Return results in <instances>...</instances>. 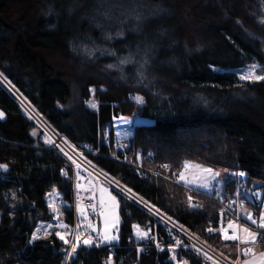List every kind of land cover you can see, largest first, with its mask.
Here are the masks:
<instances>
[{
	"label": "trees",
	"instance_id": "1",
	"mask_svg": "<svg viewBox=\"0 0 264 264\" xmlns=\"http://www.w3.org/2000/svg\"><path fill=\"white\" fill-rule=\"evenodd\" d=\"M252 64L264 66V0H0V77L57 134L87 145L91 165L230 259L236 242L207 231L217 205L199 192V207H189L172 172L185 161L244 172L263 203L264 81L213 70ZM0 113V164L9 165L0 170V264H108L109 245L81 244L68 258L70 245L52 233L28 242L55 212L72 222V172L1 85ZM118 117L151 123L116 142ZM221 188L231 195L233 179ZM49 193L61 204L56 211ZM112 193L123 264H208L181 248L137 254L133 225L147 236L161 228ZM244 207L242 213L255 211ZM111 264H117L113 256Z\"/></svg>",
	"mask_w": 264,
	"mask_h": 264
},
{
	"label": "built area",
	"instance_id": "2",
	"mask_svg": "<svg viewBox=\"0 0 264 264\" xmlns=\"http://www.w3.org/2000/svg\"><path fill=\"white\" fill-rule=\"evenodd\" d=\"M0 85L5 89L8 94L16 101V103L22 108V110L39 126V128L45 133L49 141H51L50 146L55 149L59 155L65 160L69 168L71 169L72 175L71 180L73 184V199L70 204L72 208V222L67 224L63 222L58 214L55 212L50 219V222L45 226L51 225L48 228V233H52L55 237L56 232H65V229L57 227L59 223H63L68 225V231L66 234V238L70 241L74 242L73 237L78 231L77 225H83L87 222H91L92 225L96 226L97 221L102 216L101 207L98 200V192L97 189L100 185L106 186L108 189L118 193L122 197H124L129 202L135 204L144 212H146L154 221L156 226L161 228V233L158 231H154L152 234L147 236L143 241L139 242V244L145 250L153 249L157 252H161L163 250H169L170 245L174 246V250L181 248L191 250L203 260H205L208 264H212L211 260H206L204 253L206 252L209 256H212L214 260L218 261L219 264H234L235 259H230L224 254L216 251L212 246L207 244L205 241L200 239L199 237L194 236L192 233L187 231L178 223L174 222L148 203L143 201L141 198L137 197L129 190L109 178L106 174L99 171L93 165H91L87 160L86 156L89 154V147L85 144H74L70 142L67 138L62 135L57 134L29 105L28 103L2 78L0 77ZM7 87L9 89H7ZM119 151L122 153H126L127 149L125 146H120ZM67 153V155H65ZM71 157V159H69ZM148 160L152 158L151 154L146 156ZM75 161V163H73ZM77 164L80 166L77 168ZM138 171L140 167L136 168ZM65 172V171H64ZM66 173V172H65ZM179 171H173V178L179 177ZM79 176V178H78ZM247 175L244 177L236 176L234 181V190L231 195H228L221 187L214 186L213 192L208 194V198L215 202L218 207L217 217L214 222H209L207 224V231L209 228L219 229L221 226L227 227V221L229 219H235L237 216H240V220L238 221L243 225V213L245 205H250L252 209L255 211L261 208V200L262 198L259 195V190L256 186H247L246 185ZM77 184L81 187L78 190ZM186 194V199L188 196H192L193 204L199 207L198 198L196 197L199 192L189 190L186 188H182ZM258 194V195H254ZM48 204L54 203V208L60 206V202L53 197V195L48 196L47 198ZM79 203L80 207L85 210L87 214L88 220L85 221L84 218L77 211V204ZM188 204V199H187ZM189 205V204H188ZM93 207L95 211H93ZM251 212L253 216L258 219L257 214ZM223 220V224H222ZM85 234H90L94 240L99 243L98 233H92L88 230H84ZM48 234V235H49ZM162 234V235H160ZM213 235L221 234L216 231L211 233ZM229 234H231V230H229ZM40 238L46 236V233L42 229L39 232ZM181 241L180 245H176V241ZM264 243V240L261 241ZM157 244H159V248H157ZM104 246V243H100V246L97 247L93 245L92 247L100 248ZM118 244L112 245L109 247L108 252L111 256H113L116 260L117 264H123L125 262V257L122 255H118L115 247ZM244 245H239L236 242V256L240 254V248H243ZM260 248V247H257ZM162 249V250H161ZM196 249H200L198 253ZM264 251V248H260ZM70 251V247L69 250ZM241 259H243L242 254H240Z\"/></svg>",
	"mask_w": 264,
	"mask_h": 264
},
{
	"label": "snow or ice",
	"instance_id": "3",
	"mask_svg": "<svg viewBox=\"0 0 264 264\" xmlns=\"http://www.w3.org/2000/svg\"><path fill=\"white\" fill-rule=\"evenodd\" d=\"M126 61H122V63H124ZM109 67H112L111 65H109ZM255 66H253L254 68ZM241 80H254V81H264V76L261 75H255L254 72L250 69L249 70V74L247 76L245 75H241L240 76ZM137 102V104H143V98L140 96H136L134 98ZM91 107H95V104H91ZM3 116V113H0V117ZM33 135H35V133H33ZM46 143H51V141L46 140ZM65 155H67V153H65ZM69 159H71V157H69ZM73 163H75V161H73ZM80 166L77 164V168H79ZM163 167L167 168V165H164ZM184 171H181L179 173V177H178V181H183L185 186L194 184L195 188L197 190L199 189H204L205 192H207L210 189V185L207 182L204 183H196L192 180H188L186 179V174H187V170L189 169H196L202 173H206L208 174V176L212 179V180H216L218 177H220V173L219 172H214L213 169L211 168H204L203 166L199 165V164H191L188 161L184 162L183 165ZM0 170H2L3 172H8L9 171V165L8 164H0ZM62 175H67V173H65L63 170H61ZM231 175L234 176H239V177H244L246 175V173L244 172H238V173H232ZM79 178V176H78ZM227 182V181H225ZM80 185L77 184V189H80ZM190 191L192 189H189ZM55 188H53V193H55ZM129 191H131V189H129ZM99 192H100V207H101V215L104 216V229L101 232L99 229H97L94 225L91 224V222H87L86 224L83 225V228L81 227V225H77V229L78 231L76 232L75 236L73 237L74 242L70 241L69 239L66 238V234L68 231V225L63 224V223H59L57 225V227L59 228H63L65 229V232H60L57 231L55 234L56 236L63 241V243L65 245H70V251H67V257L68 258H73L74 255L77 253L78 248L80 247L81 244L91 247L93 245L99 247L100 243H108L111 241H114L116 239H118L117 236L112 235L110 232V229H116L117 225H118V219L117 218H113L111 216V214L107 211H104L105 207H106V200H105V194H107V199L108 201H111L112 207H115V201H116V197L112 196L110 192H108V190L106 188H99ZM53 193H49L48 195L51 196ZM58 195V194H57ZM254 195H258V194H254ZM188 204L189 207H196L197 205L193 204V200H192V196H188ZM49 208H53L54 211H56V209L54 208V203H50L49 204ZM77 211L78 213H80V215L84 218L85 221L88 220L87 214L85 213V210L80 207L79 203L77 204ZM93 211H95V208L93 207ZM243 218L244 220L250 221L251 225L256 226L257 231H253L250 229V227L248 226H242L241 223H239L238 221L240 220V216H237L235 219H229L227 221V227H223L221 226L219 229H212L209 228L208 232L211 234L213 232L218 231L222 238L226 241L230 240V241H234V242H238L239 245H244L243 248H240L239 252L240 254H242L243 259H241L240 254H238L236 256V259L234 261V264H264V251H256L257 247L260 248H264V243H261L262 240H264V211H261L260 213V217L259 220H257L253 214L251 212H245L243 213ZM222 224H223V220H222ZM51 225H48L47 227H45L44 225H40L37 227L36 231H34L31 235V239L28 241L29 243H32L33 241H36L38 239H40V236L38 235V233L43 229L44 232L46 233V236L49 234L48 233V228H50ZM88 230L92 233H98V237H99V243H97L96 240H94V238L88 234H85L84 230ZM133 229L137 230V237L138 238H143L147 236L146 232H141L138 230V226L137 225H133ZM229 230H231V234H229ZM181 241L177 240L176 241V245H180ZM159 244H157V248H159ZM162 250V249H161ZM174 250V246L169 247V251H173ZM138 251H140L138 249ZM196 251L199 253L200 249H196ZM204 256L206 258V260H211L212 264H219L218 261L214 260L212 256H209L206 252L204 253ZM172 260L176 261L177 260V256L173 255L171 257ZM108 264H111V256L109 257L108 260ZM179 264H187V261H182L179 262Z\"/></svg>",
	"mask_w": 264,
	"mask_h": 264
},
{
	"label": "rangeland",
	"instance_id": "4",
	"mask_svg": "<svg viewBox=\"0 0 264 264\" xmlns=\"http://www.w3.org/2000/svg\"><path fill=\"white\" fill-rule=\"evenodd\" d=\"M253 66H255V67L253 68ZM250 69L254 72L255 75L264 76V66L259 65V64L246 65V66H243L241 68L230 69V70H219V69L213 68L214 71L234 73L237 76L238 79H240V76L241 75L247 76L249 74V70ZM242 81L257 82V81L249 80V79L242 80ZM7 89H9V88L7 87ZM91 104H95V107H91L90 106ZM88 106L92 110H96V103L93 100H91L89 102ZM149 123H151V122L148 121V120H145V119H140L138 117H129V118L118 117V118H114L113 119L114 139H115L116 142L125 141V140H127L128 138L131 137V134H132V131H133L134 126L140 125V124H149ZM191 164H195V163H191ZM203 167L204 168H208V167H205V166H203ZM181 171H184V168H182L180 170V172ZM213 171L214 172H219L221 174L220 177H218L216 180H212L208 176V174L202 173V172H200V171H198L196 169H189V170H187L186 179L192 180V181H194L196 183H204V182H207L210 185V189L207 192H205L204 189L197 190L195 188V185L194 184L185 186V184H184L183 181L177 182L178 181V178H173V180L176 179V182L179 185H181L182 188L192 189L193 191L200 192V193L204 192L206 194H211L213 192L214 186L220 187L223 184V182L227 181V179L229 177L228 176L229 174H227L226 171H223V170H214V169H213ZM234 178L235 177H231V179H234ZM101 187L106 188L108 190V192L111 193L112 196H115V194L112 193V190L111 189H108L104 185H100L98 187V190H97L99 203H100V195H101L100 192H99V188H101ZM115 197H116L115 207H112L111 201H108L107 194H105L106 207H105L104 211L109 212L113 218H117L118 219V215H117V212H116L117 207H118V199H117V196H115ZM261 206H262L261 211H264V201H263V203H262ZM118 226H119V219H118L117 228L116 229H110V232H111L112 235H115L116 234L117 229H118ZM37 227L34 229V231H36ZM95 227L97 229H99L101 232L103 231V229H104V216L103 215L97 221ZM133 232H134L133 239H134V244H135V245H133V249H135L136 253L138 254V252H139L138 249L139 250L142 249V247H139L141 245H138L139 242L142 241V238H138L137 237V230H134L133 229ZM256 251L259 252V251H262V250L260 248H256Z\"/></svg>",
	"mask_w": 264,
	"mask_h": 264
},
{
	"label": "water",
	"instance_id": "5",
	"mask_svg": "<svg viewBox=\"0 0 264 264\" xmlns=\"http://www.w3.org/2000/svg\"><path fill=\"white\" fill-rule=\"evenodd\" d=\"M4 117L2 116V117H0V119H3ZM229 176L230 177H235L234 175H231V174H229ZM116 236V235H115ZM117 240V239H116ZM116 240H114V241H111V242H108V243H104V244H106V245H112V244H115L116 243Z\"/></svg>",
	"mask_w": 264,
	"mask_h": 264
}]
</instances>
